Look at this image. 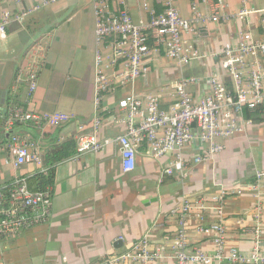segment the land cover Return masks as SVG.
Here are the masks:
<instances>
[{
	"label": "crops",
	"instance_id": "crops-1",
	"mask_svg": "<svg viewBox=\"0 0 264 264\" xmlns=\"http://www.w3.org/2000/svg\"><path fill=\"white\" fill-rule=\"evenodd\" d=\"M37 1L0 0V18L6 10L21 11ZM217 1L177 0V7L183 16L189 17L196 2L203 14L210 15ZM150 2L156 13L163 12L161 2ZM223 3L225 12L231 16L229 20L206 21L186 35L199 48L202 58L178 66L162 49L155 51L146 76L124 85L113 77L124 67V60L118 59L108 68L112 78L110 91L99 101L95 87L96 54L101 51L105 62L111 63L113 39L98 45L93 0H61L41 7L24 22L9 24L6 39L0 41V51L9 48L7 67L0 71V90L7 91L12 68L18 65L24 76L22 82L26 83L22 95L28 109L38 113L62 112L73 118L57 126L29 124L19 129L18 134L33 142L43 163L16 167L7 147L16 126L7 128V118L2 112L6 108V92L5 102H0V187L14 183L18 176L46 172L45 155L55 144L73 141L77 150V136L95 132L93 122L97 117L101 120L97 137L104 145L100 151H76L55 165L48 219L15 235L0 237V264H107L110 256L129 249L144 235H148L153 246L164 247L165 257L151 264H177L169 246L179 229L176 210L186 200L202 198L210 201L207 208L194 210L185 219L190 250L200 248L215 255L217 232L200 228L221 223L226 229V256L211 264H234L227 258L231 249L249 257L257 244L264 252V181L256 190L244 187L240 193L227 195L222 213L218 209L220 203L212 200L223 188L252 183L257 171L264 170V122H251L243 132L220 139L224 145L222 152L200 163H194L193 158L202 155L208 144L194 140L182 150L183 175L180 171L165 173L175 153L157 159L151 155L147 142L138 148L135 168L125 171L117 139L127 132L124 120L127 112L119 106L127 95L160 93L162 107L169 109L176 101L173 86L183 77L205 78L217 71L226 83L232 84L220 66V53L225 44L238 43L245 32L256 39L264 38L263 13L259 11L264 9V0H249L248 7L258 11L242 19L236 18L244 9L242 0ZM140 6L137 0L126 1L135 21L142 18L149 21L150 14ZM35 61L37 88L29 97L26 76ZM19 85L15 81L13 88L17 90ZM188 89L195 99L210 90L204 82ZM78 123L86 125L81 133ZM257 227L259 237L254 232Z\"/></svg>",
	"mask_w": 264,
	"mask_h": 264
},
{
	"label": "built area",
	"instance_id": "built-area-1",
	"mask_svg": "<svg viewBox=\"0 0 264 264\" xmlns=\"http://www.w3.org/2000/svg\"><path fill=\"white\" fill-rule=\"evenodd\" d=\"M61 0H40L32 6L17 12L6 10L0 18V41L6 39L7 29L12 22H24L26 18L43 6ZM127 0H93L96 14V38L99 46L106 39H113V59L106 63L101 51L96 54V99L110 91L112 78L109 67L118 60H124V67L113 75L120 84H128L137 78L144 77L149 72V60L155 51L161 49L165 55L178 66H184L194 60L202 58V53L196 44L187 38L197 27L206 21H227L231 16L225 12L223 0L214 3L210 15H205L199 9L198 3H193L192 15L183 16L177 0H157L164 6L161 13H156L150 0H137L140 7L150 14L149 21L142 18L135 21L126 8ZM244 9L237 13L236 18L242 19L258 10L248 7L249 0H242ZM115 4V7H111ZM261 27L264 34V9ZM220 66L231 78L232 91L227 86L219 72L208 77H183L174 84L176 101L165 109L161 105L160 93L147 95L130 94L119 102L121 109L127 112V132L118 136L122 149L123 168L131 171L135 168L138 148L147 142L153 157L161 159L169 153H175L174 160L166 167V174L184 173L182 150L194 140L199 139L208 144L202 155L193 158L194 163L212 159L221 153L224 145L220 139H229L245 130L251 123L245 119L243 109L248 106L256 107L264 102V38L256 39L250 32L242 34L241 40L236 43L225 44L220 53ZM23 72L19 71L16 78L17 85L23 81ZM28 96H32L37 88V63L29 69L26 76ZM200 82L209 85V92L200 99H195L189 92V86ZM14 89V88H13ZM73 117L62 112L38 113L24 107H16L6 119L7 128L11 129L18 121H31L43 126H57L70 121ZM101 120L94 119V131L91 134L82 132L86 125L78 123L77 152L100 151L103 143L98 140L97 130ZM8 150L13 156L16 167L34 162L42 164V156L29 137L12 133ZM264 181V170L256 173L252 183L241 185L234 189L223 188L212 197L218 201L219 213H222V204L227 195L240 193L244 187L256 190ZM16 187L11 196V203L5 207L4 197L0 193V235H15L24 228L44 222L49 217L47 194L34 192L27 187L26 176H18L14 182ZM210 201L202 198L186 200L177 210L179 215V229L170 239L169 246L174 252L177 264H211L215 259L226 256L225 239L226 229L221 223H213L209 228L201 227L202 231L217 232V252L210 255L200 248L189 249L186 217L197 209L207 208ZM29 208L31 212L24 211ZM201 216V214H200ZM202 217V216H201ZM259 237L260 228L254 230ZM164 247L153 246L148 235L142 236L129 249L112 255L107 264H151L157 259H163ZM227 258L234 264L249 262L264 264V252L256 244L249 257L241 255L237 249H231Z\"/></svg>",
	"mask_w": 264,
	"mask_h": 264
},
{
	"label": "trees",
	"instance_id": "trees-1",
	"mask_svg": "<svg viewBox=\"0 0 264 264\" xmlns=\"http://www.w3.org/2000/svg\"><path fill=\"white\" fill-rule=\"evenodd\" d=\"M38 0L37 2H39ZM19 66L15 65L12 68V73L10 76V85L7 88V98H6V108L8 110L6 114V118L10 115L12 110L16 107H24L27 108V103L24 101L22 90L25 89V82H20L18 85V89H13V85L15 84L18 72H19ZM230 90L233 89V84H231L229 81L226 83ZM3 112V109H2ZM243 116L245 119H250L252 123H261L264 122V102L258 104L254 108H250L246 106L243 109ZM33 124L31 121H18L15 124L14 132L18 131L19 129L24 128L25 126ZM6 125V123H5ZM15 132V133H16ZM18 133V132H17ZM10 140V139H9ZM9 140L7 142L9 143ZM53 149L46 152L45 158H46V166L47 171H39L31 176H26V182L27 187L34 192H44L47 194V199L51 201L53 197V186L55 182V165H57L59 162L71 157L74 155L76 150V144L73 141H67L62 144H55L52 146ZM16 187L15 183L7 184L3 187H0V193L3 195V205L7 207L11 203V196L13 194V191ZM24 211L31 212L29 208H26ZM0 235V237H7Z\"/></svg>",
	"mask_w": 264,
	"mask_h": 264
},
{
	"label": "rangeland",
	"instance_id": "rangeland-1",
	"mask_svg": "<svg viewBox=\"0 0 264 264\" xmlns=\"http://www.w3.org/2000/svg\"><path fill=\"white\" fill-rule=\"evenodd\" d=\"M9 48L5 47L2 51H0V71H2V69H5L4 67H7V52H8ZM33 59V56L32 58Z\"/></svg>",
	"mask_w": 264,
	"mask_h": 264
},
{
	"label": "water",
	"instance_id": "water-1",
	"mask_svg": "<svg viewBox=\"0 0 264 264\" xmlns=\"http://www.w3.org/2000/svg\"><path fill=\"white\" fill-rule=\"evenodd\" d=\"M5 97H6V91L5 90H0V102L1 103L5 102ZM7 112H8L7 108H4L3 109L4 115H6ZM3 118H4L3 120H5V116Z\"/></svg>",
	"mask_w": 264,
	"mask_h": 264
}]
</instances>
